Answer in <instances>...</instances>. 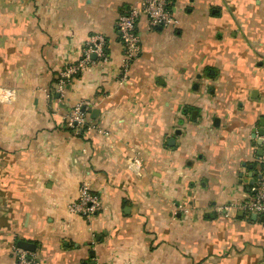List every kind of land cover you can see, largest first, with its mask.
<instances>
[{"label": "crops", "instance_id": "0c3cea01", "mask_svg": "<svg viewBox=\"0 0 264 264\" xmlns=\"http://www.w3.org/2000/svg\"><path fill=\"white\" fill-rule=\"evenodd\" d=\"M169 1L123 78L115 22L142 0H0V264L19 241L33 264H264L238 207L264 171V0ZM93 35L107 60L56 92ZM77 105L94 128L74 135ZM83 185L89 219L69 209Z\"/></svg>", "mask_w": 264, "mask_h": 264}, {"label": "built area", "instance_id": "2783aa9c", "mask_svg": "<svg viewBox=\"0 0 264 264\" xmlns=\"http://www.w3.org/2000/svg\"><path fill=\"white\" fill-rule=\"evenodd\" d=\"M141 19L146 20L149 27L155 29L157 27L174 26V20L170 11L169 0H142L138 7L127 9L118 14L115 29L119 41L123 47L124 60L122 64V77L124 78L130 64L139 56L141 50V35L138 31V23ZM106 40L99 35L90 36L82 48L81 58L74 64L68 65L59 73V80L56 87V92L63 93L65 82L81 73L86 69L92 61V56L102 61L107 60L104 52ZM81 105H77L65 118V127L79 135L80 131L85 127L86 130L94 128L86 122L83 112L80 110ZM106 134V133H104ZM261 140V145L264 149V135L258 137ZM264 163V160H263ZM130 168L136 173L140 171V162L134 158L130 161ZM240 210L246 214H253L257 217H264V171L258 180V185L253 194L249 195L241 204H238ZM70 211L84 218H91L97 211L100 210L99 197L90 192L86 186L79 188V197L77 202L69 207ZM180 211L187 213V210L182 206H178ZM226 207L225 210H229ZM17 264H33L27 251L19 248L13 249Z\"/></svg>", "mask_w": 264, "mask_h": 264}, {"label": "water", "instance_id": "95a60500", "mask_svg": "<svg viewBox=\"0 0 264 264\" xmlns=\"http://www.w3.org/2000/svg\"><path fill=\"white\" fill-rule=\"evenodd\" d=\"M262 126V128L260 129V131H259V133H258V136L260 137V136H262V135H264V124L263 125H261ZM257 143L260 145L262 142H261V140L259 139L258 141H257ZM257 179H260V177H258ZM255 183V181L253 180L252 181V183L251 184H254ZM261 222H264V217H262L261 219ZM18 246H19V248H21V249H23V250H28V251H32V250H34V246H33V244H29V243H27V242H25V241H19L18 242Z\"/></svg>", "mask_w": 264, "mask_h": 264}, {"label": "trees", "instance_id": "16d2710c", "mask_svg": "<svg viewBox=\"0 0 264 264\" xmlns=\"http://www.w3.org/2000/svg\"><path fill=\"white\" fill-rule=\"evenodd\" d=\"M106 50H104V52H105ZM106 53V52H105ZM86 130V128L84 127L83 129H82V131H85Z\"/></svg>", "mask_w": 264, "mask_h": 264}]
</instances>
